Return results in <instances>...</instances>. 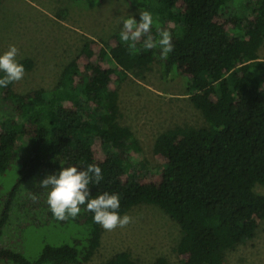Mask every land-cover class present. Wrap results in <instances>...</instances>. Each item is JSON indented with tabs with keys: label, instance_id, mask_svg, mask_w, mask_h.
Returning <instances> with one entry per match:
<instances>
[{
	"label": "trees",
	"instance_id": "trees-1",
	"mask_svg": "<svg viewBox=\"0 0 264 264\" xmlns=\"http://www.w3.org/2000/svg\"><path fill=\"white\" fill-rule=\"evenodd\" d=\"M134 1L153 15V36L157 27L170 31L174 50L168 59L159 58V48L144 51L143 39L130 51L120 39L121 25L108 40L86 41L52 89L19 92L16 82L0 88V176L15 169L0 216V260L92 259L104 232L94 214L81 206L76 218L59 221L46 203L47 190L38 187L70 165L83 170L98 164L104 179L90 185L91 194H119L121 216L140 204L167 213L181 227L183 264H224L226 252L251 239L264 219V195L254 190L257 183L264 186V0ZM156 60L164 77L187 78L190 99L207 124L161 133L154 153L164 163L153 169L119 118L120 83ZM14 211L15 235L5 236ZM48 225L59 235L35 259L27 257L25 229ZM104 264L139 262L123 250ZM154 264L168 261L160 257Z\"/></svg>",
	"mask_w": 264,
	"mask_h": 264
},
{
	"label": "rangeland",
	"instance_id": "rangeland-1",
	"mask_svg": "<svg viewBox=\"0 0 264 264\" xmlns=\"http://www.w3.org/2000/svg\"><path fill=\"white\" fill-rule=\"evenodd\" d=\"M140 12L134 0H3L0 54L14 44L19 49L18 61L31 62L28 67L24 65L25 75L16 82V90L52 89L86 41L108 40L120 29L123 19ZM259 55L264 59V43ZM162 70L161 62L156 60L150 69L131 72L120 83L119 121L129 126L140 140L143 157L153 169L164 163L154 153L155 141L161 133L177 125L207 124L190 99L187 78L164 77ZM14 179L15 169L0 176V216L4 196ZM254 190L264 195L263 185L257 183ZM126 214L133 217V222L114 231L104 230L101 246L92 259L80 264H104L123 250L130 251L139 264H154L160 257L167 259L168 264H183L177 250L181 227L167 213L156 205L140 204ZM7 224L5 236L8 232L15 235V211ZM54 231L51 225L28 226L23 239L25 255L35 259L46 241L57 238L59 234ZM0 264L14 263L0 260ZM224 264H264V219L251 239L226 252Z\"/></svg>",
	"mask_w": 264,
	"mask_h": 264
},
{
	"label": "clouds",
	"instance_id": "clouds-1",
	"mask_svg": "<svg viewBox=\"0 0 264 264\" xmlns=\"http://www.w3.org/2000/svg\"><path fill=\"white\" fill-rule=\"evenodd\" d=\"M153 15L149 11L141 10L140 20L128 16L122 21L119 33L122 42L128 45L129 50L136 48L137 42L143 39V49L148 51L160 49L159 58L168 59L174 50L172 35L166 29L157 27V35L153 36ZM19 49L10 45L8 50L0 54V88L20 81L25 75V66L17 59ZM104 179L102 169L98 164H88L81 170L78 166L63 167L58 174H50L39 182L40 189L47 190L46 203L55 219L64 221L76 218L81 212V206H86L92 212L95 223L106 231L127 227L133 222V217L118 213L120 197L117 193L104 192L93 196L90 185H99ZM37 199L33 196V200Z\"/></svg>",
	"mask_w": 264,
	"mask_h": 264
}]
</instances>
